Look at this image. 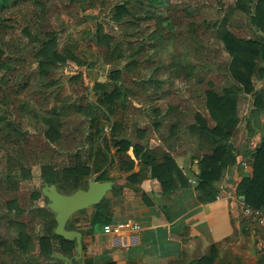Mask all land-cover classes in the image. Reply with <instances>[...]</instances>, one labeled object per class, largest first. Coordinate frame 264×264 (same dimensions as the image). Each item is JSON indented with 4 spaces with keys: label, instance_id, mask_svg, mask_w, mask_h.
Returning a JSON list of instances; mask_svg holds the SVG:
<instances>
[{
    "label": "rangeland",
    "instance_id": "obj_1",
    "mask_svg": "<svg viewBox=\"0 0 264 264\" xmlns=\"http://www.w3.org/2000/svg\"><path fill=\"white\" fill-rule=\"evenodd\" d=\"M41 1L44 0H30L26 3V6H29L28 10L21 9L24 8L23 4L19 7L20 10L14 11L13 15L10 12L6 13L7 16L12 17L9 23L14 24L15 27L10 29L0 25V48L6 52L1 55L0 63L13 57L7 54L5 43L14 48L18 47L17 50L21 53H29L35 49L33 47L35 45L30 40L31 37L39 31L42 32L44 26L58 34L57 48L61 49L64 44L76 45L80 49L81 56L85 57L86 55V58L91 60L96 59L102 49L91 44V36L88 32L100 31L109 37L113 34L121 37L124 33L120 29V25L117 24L120 20L113 18L110 10H104L101 6L99 9H86L84 11L80 7H71L68 9L70 12H65L66 8H62L59 2L55 1V3L50 4V7L48 6L45 13L47 22L43 23L41 15H38ZM64 3H67L66 0ZM254 3L256 0H161L150 9L154 10V15L146 22H140L138 26V30L143 31L147 46L149 43L152 46V49H148V52L145 53L149 59L148 63H141L139 69H133L130 73L124 69V74H128L127 81L137 83L140 87L137 94L128 95L123 99V101L126 99L129 102V110L127 109L126 112L127 124L123 125L121 130L124 135L130 136L131 130L144 128L147 132L145 138L147 142L151 141L152 136L156 134L153 138L156 142L162 135L167 137L176 148L180 147L178 144H182L181 148L187 150L185 157L188 158L187 160H191L189 164L196 165L195 169L198 171L202 157L210 156L213 147L217 144L232 147L234 150L238 148L240 154L248 153V141L251 138V133L256 129L263 132L260 126L264 128V124L260 120V113L252 108L251 96L253 94L249 93L248 95L247 93L254 86L258 87L264 83V78L259 77L256 72L247 73L246 69L243 68L244 77H248L249 80L248 84L244 85L242 82L238 84L240 92L237 95L236 135L224 140L215 134L207 135L208 132L204 134L195 129H199L201 126L198 117L205 122L207 127H214L215 125L206 106L205 91L211 90L220 94L225 87L235 83L228 68L230 57L224 49L223 43L217 37L219 31L228 30L241 39L264 37V33L256 29L251 23ZM79 18L83 19L80 25L76 24ZM14 19L22 24L16 25L15 21L13 22ZM24 23L28 24L25 31L23 29ZM19 38H22L23 41L16 40ZM83 50L86 51V54L83 53ZM103 57L101 62L90 68L78 66L72 61L57 62L53 66H46L52 72L49 78H42L41 75L35 74L36 67L41 64L38 65V61L24 66L16 75L15 71L2 69L0 66V199L6 200L18 195L15 199L23 210V213L20 214L21 218L29 224V230L35 233H39L41 222L36 208L44 207L49 210L46 207L47 199L42 192L40 198L31 197L38 189L41 191L45 184L41 178V168L39 164H35L36 162L33 163L31 168L27 172L25 171L27 176L22 174L21 169L15 167L12 169L17 158L15 156L13 158L11 147L21 145L26 152H32L42 150L38 148L43 146L46 150L47 146L43 144V133L39 132L40 134H38L31 126V122L41 126L40 120L44 123L45 119L53 118L52 113H49L53 106L56 110H65L71 109V105L75 103L86 102V99L100 102L103 89H94V85L108 81L112 75L117 77V80L120 79L123 74V67L129 58L127 55L125 59L115 63L113 59L109 58V54L104 53ZM44 62L48 61L45 60ZM162 66L163 68H161ZM27 76H31L30 85L20 93H16L15 90H19ZM74 77L77 78L73 79ZM50 78H53L57 83L56 88L55 86H50V89L44 87L46 84L49 85V83L54 82L49 80ZM45 79L46 81H44ZM39 80L40 82H38ZM116 82L121 83V80ZM38 83L43 86H38ZM41 87L44 91L59 92L58 101L54 102L52 100L54 95L51 94L50 97V93L44 101L40 94ZM6 100L10 103L15 102L17 108L13 104L7 107L4 104ZM40 101L44 106L35 111L33 116L29 111L33 107H38ZM130 107L135 108L136 111L130 110ZM155 109L158 112H154ZM121 113V110L117 111L114 117L117 119ZM4 115L11 120L3 122L1 117ZM15 115L21 119V128L33 133L28 136L30 139L28 144L24 143L25 140H22L18 145L15 141H12L10 146L6 144L5 137L12 133L13 121L16 125L19 124ZM66 117L62 128L63 138L60 140L61 145L64 142L65 144L59 146L51 156L55 167L59 166L60 168L72 162L73 153H70L73 151L71 149L72 143L77 146L79 134L82 133V130L83 134H86V129L89 126L86 123V126L81 127L79 132H75L77 124L80 125L79 117L77 114ZM8 122L10 123L7 124ZM155 123L161 124L157 130L154 126ZM173 123L178 124V127L171 136L170 133L173 130L170 128ZM104 127L105 134H110L107 123ZM120 128L121 126L116 129L117 133ZM178 128L180 129L177 130ZM246 131H248V135ZM150 132L151 134L148 135ZM72 137L76 138L75 141H72ZM160 140L159 143H161ZM35 143V149L32 150ZM146 144L148 145V143ZM27 157L31 158V155H25V158ZM248 158L251 164L252 158ZM193 159H198L196 164L193 163ZM187 169L190 168L187 167ZM232 175V172L229 173L227 179L229 182H231ZM11 186L12 188L16 186V190H12ZM54 242L58 243L57 240ZM74 246L73 255L75 254ZM2 247L3 253L0 255V263L1 260H4L6 264H17L16 259L10 254V251H15V246L9 244ZM38 252L36 246L35 253L39 254ZM40 261L45 264H63V261L52 254L49 256L40 255ZM80 261H83V257ZM80 261H76L75 264H80Z\"/></svg>",
    "mask_w": 264,
    "mask_h": 264
},
{
    "label": "trees",
    "instance_id": "obj_2",
    "mask_svg": "<svg viewBox=\"0 0 264 264\" xmlns=\"http://www.w3.org/2000/svg\"><path fill=\"white\" fill-rule=\"evenodd\" d=\"M29 1L30 0H0V25L5 28L13 29L15 25L9 23L12 17L7 16L6 13L10 12V14L13 15L14 11L20 10L19 7L23 4L24 8L21 9L28 10L29 6H26V3ZM55 1L59 2L62 8H66L64 10L65 12H70L68 9L71 7H80L82 11L86 9H99L101 7H103L104 10L109 9L111 16L120 20L117 24L120 25V29L124 31V33L121 37L115 36L114 34L109 37L100 31L94 33L88 32L91 36V44L96 48L102 49V52L98 53L97 58L91 60L87 59L86 55L82 57L79 51L80 49L76 45L64 44L61 49L57 48L59 42L58 34L54 30L44 26L42 32L39 31L31 37L30 40L33 42V45H35L33 46L35 49L31 52L29 51V53H21L17 50L18 47L14 48L5 43L8 51L7 54L13 57L0 63L2 69L15 71L16 75L24 66L38 61V65L39 63L41 64L36 67L35 74L41 75L42 78H49L52 74L49 67L55 65L57 62L65 63L67 61H72L78 66L90 68L91 66H96L98 62L104 59V53L109 54V58L113 59L115 63H118L121 59H125L127 55L129 56L128 62L123 67V71L121 70L123 74L124 69L125 71L127 69V72L130 73L133 69H139L141 63H148L149 59L148 56H145V53L148 52V49L151 50L152 46H150V43L147 46V42L143 37V31L138 30V26L140 22H146L154 15V10L150 9L161 2V0H66L67 3H64L65 0H44L43 2H38V15H41L43 23L47 22L45 13L48 10V6L50 7V4L55 3ZM253 5L255 7L252 12L251 23L254 24L253 26H255L256 29L264 33V0H256V3ZM55 9L57 8L55 7ZM14 21L16 25L22 24L18 23L15 19L13 22ZM82 22L83 19L79 18L76 24L80 25ZM27 28L28 24L24 23V31ZM217 37L223 43L224 49L230 57V65L228 68L235 83L233 85L231 83L229 86L225 87L220 94L211 90L205 91L206 106L215 125L214 127H207L205 122L198 117L199 121H201V126H199V129L195 130L201 131L204 134L208 132L207 135L212 133L217 135L220 139L226 140L236 134V125L238 122L237 95L240 92L238 84L240 82L244 83V85L248 84L249 80L248 77H244L243 68L246 69L247 73L253 74V72H256L259 77L264 78V37L241 39L225 29L219 31ZM16 40L23 41L22 38ZM4 53L6 52L0 48V58ZM83 53L86 54V51L83 50ZM28 55L30 56L28 57ZM45 60L48 62H44ZM163 66L161 68H163ZM123 74L118 80L117 77L112 75L108 81L96 83L94 85V89H103L100 102H93L86 99V102L75 103L71 105V109L65 110H56L54 108L55 106H53L52 111L50 110L49 112L52 113L54 116L53 118L45 119L44 123L40 120L41 126L31 122V126L38 134H40L39 132L43 133V144H46V150L43 146L38 148L42 150L32 152H26L21 145L18 147H11L13 158L14 156L17 158L15 166L13 165L12 169H14V167L19 170L21 169L23 171L22 174L27 176L25 171L27 172L28 169L31 168V165L36 162L35 164H39L41 168L42 181L48 184L53 183L60 192L68 194L79 188H84L87 185L88 176L100 172L108 164H111L115 158H117L119 162H122L125 170H130L134 166V160L127 154V150L132 146L135 157L138 159L139 170L128 178L139 183L141 179L146 176L147 172L150 171L153 178L160 180L162 190L164 192L167 191L170 185L166 183L165 180L172 176L171 165H174L171 157L164 155L161 159L154 158L149 152L142 151V145L133 142L131 137L124 135L123 131H121L122 126L127 124L126 112L127 109L129 110V102H127L126 99L123 101V99L128 97V95L137 94V91L140 90L137 83H130L129 80L127 81L128 74ZM76 78L77 77H74L73 79ZM30 80L31 76H27L23 84L20 85L19 90L16 89L15 92L20 93L22 90L26 89L28 85H30ZM49 80L54 82L49 83V85L44 84V87L50 89V86H55L56 88L57 83L55 80L53 78ZM120 80L122 84L116 82ZM44 81H46V79ZM71 81L73 80L71 79ZM38 82H40V80ZM229 82L231 81L229 80ZM38 86L43 85L38 83ZM40 91L44 101L48 98L47 96L49 93L50 97L54 95L52 98L54 102L58 101L59 92L52 90L44 91L42 87ZM253 93L254 110L264 115V89L260 88ZM36 103H38V101H36ZM4 104H6L7 107L13 104L17 108L15 102L10 103L6 100ZM43 106L44 105L40 101V105L38 107H33L29 113L34 116L35 111L42 109ZM119 110L122 111V117L116 119L114 114ZM130 110L136 111L133 107H130ZM154 111L157 110L155 109ZM72 114H77L79 117L80 125L77 124L74 130L75 132H79V129L85 127L86 123H88L89 126L86 129V134H83V130L82 133L79 134L80 138L78 137L79 139H77V146L72 143L71 149H73V151L70 152L73 153L72 162L62 168L59 166L55 167L51 156L59 146L61 147L65 144L64 142L61 145L60 141L61 138H63L62 128L67 119L66 116ZM6 115L1 117L3 122L11 120L10 118L7 119ZM15 116L19 124L16 125L13 121L12 133L5 137L6 144L10 146L12 145V141H15L18 145L22 140H25L24 143L28 144L30 142L28 136L33 133L21 128V119L19 116ZM9 123L10 122L7 124ZM106 123L110 128V134L107 135L104 132ZM120 126V131L116 135V129ZM138 131L145 132V129H138ZM75 139L76 138L72 137V141H75ZM109 140H111V143H109ZM110 144L117 148L114 153L110 151ZM35 146L36 143L32 147V150L35 149ZM213 148L211 155L202 157L200 161V169L197 175L200 181L196 187L198 191H203L212 181L219 178L228 163H236L237 155L234 153V148L225 147L220 144L215 145ZM27 154L29 156L31 155V158H25ZM244 156L252 158V171L249 177L242 178L241 182L238 184V192L243 196L246 204L253 208H257L264 205V134L262 135L260 143L254 150H249L248 153H244ZM89 162H91V165H89ZM148 167H150V170ZM176 171L177 174H181L178 169H176ZM98 178L99 180H105V175L101 174ZM14 184L17 185L15 182ZM11 189L16 190V186H14V188L11 186ZM208 189H211V186H209ZM40 196L41 191L39 189L31 195V197L34 198H40ZM16 197H18V195ZM16 197L6 200L0 199V255L3 253L2 246H8L9 244L15 246V251H10V254L16 259L17 264H45L40 261V255L49 256L53 253L71 255L73 241H67L62 236L54 233L56 221L53 214L44 207L36 208L41 222L39 233H35L29 230V224L21 218L20 214L23 213V210L15 199ZM29 205L27 204L28 208ZM67 228L72 229L73 227L67 225ZM55 240H57L58 243H55ZM36 246L39 250V254L35 253ZM209 262L211 261L209 260ZM73 263H75V261ZM0 264H6V262L1 260ZM84 264L90 263L86 260Z\"/></svg>",
    "mask_w": 264,
    "mask_h": 264
},
{
    "label": "crops",
    "instance_id": "obj_3",
    "mask_svg": "<svg viewBox=\"0 0 264 264\" xmlns=\"http://www.w3.org/2000/svg\"><path fill=\"white\" fill-rule=\"evenodd\" d=\"M260 88L264 89V83L247 92L248 95L253 94V109V92ZM121 117L122 114L117 119ZM260 120L264 124V115L261 113ZM160 125H154L156 130ZM177 127L178 124L171 125L170 130L173 131L170 135ZM260 127L263 132L256 129L251 133L248 151L254 150L260 143L264 134V128ZM138 129L131 130L129 137L142 145L143 152H149L157 159L168 155L174 162L171 165L172 176L165 180L170 186L164 192L160 180L153 178L150 171L139 183L128 178L139 170L132 146L127 150V154L134 160L130 170H125L122 162L115 158L103 170L88 176L87 181L92 176H97V181H110L112 188L98 204L75 212L67 223L82 235L83 261L80 264L86 260L90 264H262L254 242L263 225L243 218L238 202V198L243 197L238 192V184L246 172L242 162H249L248 156L240 154L238 148V151L234 150L236 163L227 164L220 177L208 184L211 189L207 186L204 192L198 191V169H195L196 165L189 164L191 160L185 157L187 150L181 148L182 144L176 148L162 135L160 139L163 141L159 139L161 143L159 140L156 142L153 139L156 134L147 142L146 129L145 132ZM116 149V146L110 144L111 153ZM197 161L193 159L194 164ZM176 169L182 175L177 174ZM251 171L252 164L247 171L249 176ZM231 172L233 175L229 182L227 179ZM101 174L105 175V180H99ZM227 192L238 198L226 197ZM121 219L137 222L140 229L123 230L118 235L102 231L105 223ZM72 253L73 250L71 255L66 256L70 257Z\"/></svg>",
    "mask_w": 264,
    "mask_h": 264
},
{
    "label": "water",
    "instance_id": "obj_4",
    "mask_svg": "<svg viewBox=\"0 0 264 264\" xmlns=\"http://www.w3.org/2000/svg\"><path fill=\"white\" fill-rule=\"evenodd\" d=\"M248 176L249 172H245L244 177ZM111 188L112 183L110 181H97V176H92L86 187L68 194L60 192L53 183H45L42 187L41 192L48 202L46 207L56 221L54 233L67 241H73L75 245V254L70 257L59 253L52 254L63 261V264H73V261L78 262L83 256L82 235L75 229H68L67 223L75 212L98 204Z\"/></svg>",
    "mask_w": 264,
    "mask_h": 264
},
{
    "label": "built area",
    "instance_id": "obj_5",
    "mask_svg": "<svg viewBox=\"0 0 264 264\" xmlns=\"http://www.w3.org/2000/svg\"><path fill=\"white\" fill-rule=\"evenodd\" d=\"M242 167L244 171L247 172L249 169H251V164L245 161L242 162ZM234 196L235 195H233L231 192L226 193V197L228 198H234ZM235 197L238 198L237 196ZM238 202L241 207V215L243 218L250 222L260 223L263 225L262 231L255 237L254 248L258 258L261 260L262 264H264V205L253 208L246 204L243 197L238 198ZM139 229L140 225L130 219L112 220L111 222L105 223L102 226V231L111 235H118L123 230L136 231Z\"/></svg>",
    "mask_w": 264,
    "mask_h": 264
}]
</instances>
